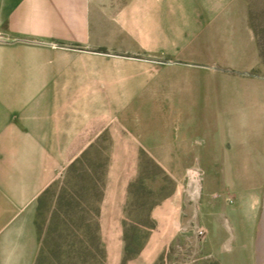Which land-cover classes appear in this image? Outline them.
<instances>
[{"label": "rangeland", "instance_id": "1", "mask_svg": "<svg viewBox=\"0 0 264 264\" xmlns=\"http://www.w3.org/2000/svg\"><path fill=\"white\" fill-rule=\"evenodd\" d=\"M97 16L95 53L72 62L90 106L70 118L41 264H264V0H103ZM192 115L215 118L222 155L203 154ZM136 219L143 247L123 263Z\"/></svg>", "mask_w": 264, "mask_h": 264}, {"label": "crops", "instance_id": "2", "mask_svg": "<svg viewBox=\"0 0 264 264\" xmlns=\"http://www.w3.org/2000/svg\"><path fill=\"white\" fill-rule=\"evenodd\" d=\"M102 3L0 0V264L36 262L38 198L69 165L68 141L81 130L70 118L83 114L75 109L90 106L70 78L78 71L72 62L95 53L88 48ZM222 107L215 122L225 131L231 116ZM193 118L190 126L202 124L214 141L203 154L222 155L215 118Z\"/></svg>", "mask_w": 264, "mask_h": 264}, {"label": "trees", "instance_id": "3", "mask_svg": "<svg viewBox=\"0 0 264 264\" xmlns=\"http://www.w3.org/2000/svg\"><path fill=\"white\" fill-rule=\"evenodd\" d=\"M79 162V159L77 158L70 164L69 168L66 171V177L71 179V174L74 173L76 169L75 164ZM85 177V173L83 171H80V174L78 175V183H76V190L73 192L75 195L80 196V194L83 192L84 186L83 183L79 186V182H83ZM85 181V180H84ZM55 183H52L50 186H48L42 194L38 198V206H37V213H36V228L38 233V243H39V249H38V255L36 258L35 264H41L43 261V254H44V241H45V227H44V210L46 206L47 196L51 194L52 187ZM148 218H150V215L148 214ZM146 220L144 222L140 219H136L135 223L133 225H130L127 220H124V257H123V263H126L128 260L132 259L134 256H136L143 247V241H142V235L141 229L144 226Z\"/></svg>", "mask_w": 264, "mask_h": 264}, {"label": "bare ground", "instance_id": "4", "mask_svg": "<svg viewBox=\"0 0 264 264\" xmlns=\"http://www.w3.org/2000/svg\"><path fill=\"white\" fill-rule=\"evenodd\" d=\"M191 187L193 189V196H194L193 198H195V199L198 198L200 188H199V182H198L197 178L192 177Z\"/></svg>", "mask_w": 264, "mask_h": 264}, {"label": "water", "instance_id": "5", "mask_svg": "<svg viewBox=\"0 0 264 264\" xmlns=\"http://www.w3.org/2000/svg\"><path fill=\"white\" fill-rule=\"evenodd\" d=\"M170 63V61H168ZM240 74H244V72H239ZM249 74V73H248Z\"/></svg>", "mask_w": 264, "mask_h": 264}]
</instances>
